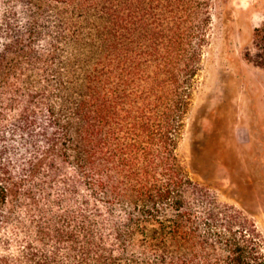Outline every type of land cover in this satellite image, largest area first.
<instances>
[{
  "label": "trees",
  "instance_id": "1",
  "mask_svg": "<svg viewBox=\"0 0 264 264\" xmlns=\"http://www.w3.org/2000/svg\"><path fill=\"white\" fill-rule=\"evenodd\" d=\"M210 25L199 0H0V264H264L176 152Z\"/></svg>",
  "mask_w": 264,
  "mask_h": 264
},
{
  "label": "rangeland",
  "instance_id": "2",
  "mask_svg": "<svg viewBox=\"0 0 264 264\" xmlns=\"http://www.w3.org/2000/svg\"><path fill=\"white\" fill-rule=\"evenodd\" d=\"M208 2L211 25L177 155L219 203L243 209L264 235V69L252 61L264 0Z\"/></svg>",
  "mask_w": 264,
  "mask_h": 264
}]
</instances>
